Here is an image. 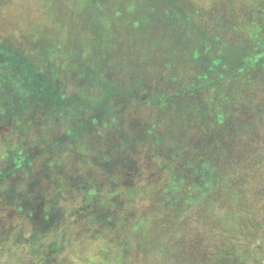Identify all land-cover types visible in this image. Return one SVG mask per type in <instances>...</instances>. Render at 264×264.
Listing matches in <instances>:
<instances>
[{
  "label": "rangeland",
  "instance_id": "374dc122",
  "mask_svg": "<svg viewBox=\"0 0 264 264\" xmlns=\"http://www.w3.org/2000/svg\"><path fill=\"white\" fill-rule=\"evenodd\" d=\"M92 1L0 0V264H157L159 245L152 243L161 235L159 231H163L167 243L173 236L170 230L184 232L186 228L197 232L193 235L212 257L218 250H226L217 240V235L224 234L229 240L222 244L242 241L247 246L252 253L246 258L248 264H264V88L258 86V82L264 83L263 77L257 74L253 86L258 92L254 95L258 104L245 108L249 113H239L233 120L226 117L232 141L227 147L218 146L219 154L210 149L213 155L208 160L209 148L196 140L199 151L193 158L188 156L201 164L194 165L197 169H188L187 165L194 162L176 146L185 144V140L174 137L172 121H167L173 111L157 104L144 107L145 111L132 109L138 98L145 103L155 94L130 93L126 101L113 94L116 88L119 96L137 91L134 79L141 77L148 89L156 88L157 83V90L169 89V94L178 88L188 90L190 79L188 84L185 75L178 82L168 77L167 85L162 86L154 70L151 76L144 72L136 77L133 71L125 72L123 64L111 62L100 71L102 83L90 87L99 78V68L85 70L95 49L87 41L88 31L100 36L91 25ZM122 1L126 5L125 17L113 16V11H121L117 0L112 1L108 16L111 26L123 22L122 37L128 40L131 13H140L145 0L136 4L134 0ZM236 1L242 0H175L178 6L187 7L183 17L193 33L196 35L194 30L201 27L207 40L209 32L216 29L227 30L225 35L231 40L238 37L230 32L243 33L247 38L245 29L241 31L246 25L237 22L244 21L240 12L243 6ZM262 3L257 0L253 10ZM133 4L135 10L131 9ZM225 6L234 14L228 13L230 20L226 24L231 29H222L214 15ZM17 20L22 21L21 25ZM128 44L123 45L127 54ZM238 45L247 55L252 48L250 43L243 47L240 40L235 47ZM213 59L200 56L197 73ZM130 60V69H135L134 63L149 62L150 67L157 63L142 61L135 53ZM222 72V68L209 72L205 82ZM109 74L112 79L106 78ZM196 81L202 87L203 81ZM114 82L116 85H111ZM251 97L244 101L249 102ZM180 98L173 95L172 100L178 102ZM159 99L160 96L150 102ZM96 101H100L102 109H97ZM257 110L262 113L257 129L246 128L235 134L240 127L234 121L250 120L254 125ZM118 112L121 115L115 124L94 128L95 132L102 131L98 135L84 130L98 125L92 118H102L101 122L106 123ZM224 116L226 112L221 113ZM144 125L153 130L148 132ZM72 127L74 131L84 128L79 138ZM234 144L243 146L238 150L240 155L243 153L241 159L232 152ZM224 149L228 156L225 164L220 157ZM215 163L217 170H213ZM217 177L222 181L215 190H225L224 196L217 198L215 190L210 189L217 202L207 200L191 206L189 201L185 203L186 194L199 196L201 190L209 189L212 178L217 183ZM239 195L246 197L242 203L235 202ZM239 206L242 212L252 213L253 219H239L234 212L228 221L220 222ZM211 222L214 233L208 236ZM251 229L254 232L248 233ZM179 247L184 251L183 242ZM164 258L183 262L184 256L180 250L166 246Z\"/></svg>",
  "mask_w": 264,
  "mask_h": 264
},
{
  "label": "trees",
  "instance_id": "16d2710c",
  "mask_svg": "<svg viewBox=\"0 0 264 264\" xmlns=\"http://www.w3.org/2000/svg\"><path fill=\"white\" fill-rule=\"evenodd\" d=\"M112 1L113 0H94L91 4H89V9L92 11L91 25L94 27L96 33H100V36H98L100 38H98L96 34L93 35L92 31H88L90 32V35L87 36V41L90 43L92 42V45L95 47V49L94 52H92L93 58L91 59V64H85V70L92 72L93 70L97 71L99 68L97 71L99 78L91 75L94 77V79L97 78V81L93 85L90 83V87H94V85L102 83V80L100 79V71L102 68H107L111 62L123 64L125 66L124 71L127 73L133 71L134 74L137 75L136 77H138V74L143 76L144 72H148L149 76H151V72L154 70L153 73L156 72V75H160L158 81L162 83V86L167 85L168 77L171 81L177 80L178 82L180 79H183V76L185 75V77L188 79V84L190 79V88L188 87V90L178 88V90H175L176 92L169 94V89L167 91L164 89L162 91L157 90L159 89L157 83L156 88L148 89L144 86L145 80H142L143 77H141V80L135 77L136 79H134V81L137 82H134L133 84L135 85L134 88H136L137 91L133 89L130 92H123V96H119L117 90L118 88H116L113 96L120 97L123 101H126L130 93H134L133 95H137L139 93L140 96L146 94H155L156 97L154 95L148 98L145 103L141 102L138 98L132 109L136 111H145V108H148L153 104L155 106L156 104L164 105L162 107L165 109H171L173 111V115L168 118L167 121H172L171 126L174 128V137L177 140H185V144H182L183 146L179 144L176 146L187 155L188 160H191L195 155V152L199 151V145L196 140H200L202 147L206 148L207 150L209 148V153L210 149L214 148L219 154L218 146L224 144V146L226 145L225 147H227L228 143L232 141L231 136L228 134V127L226 126L228 121V118H226L227 115L231 119L234 116L237 118L240 116L239 113H249V111H247L245 108H251L252 106L254 107L256 104H258V101H256L254 96L258 95V92L253 86L256 81V76H258L257 74L262 76L264 79V0L258 10H253V4L257 3V0H250L248 3H246L244 0L240 2L236 1L240 7L243 6V10H240V12L243 15L244 21L243 23H240V20L237 18V22L239 24H243V26L246 25V28H242L241 31L243 32L245 29L247 38L245 35H243V33L235 34L230 32L232 33L231 36L238 37L232 40L227 35H225L227 30H211L207 35L209 37V40H207V33L201 27H198V30H194L196 33L195 35L190 24H188L187 20H184L183 17L184 13L188 12L187 7L185 5L178 6L175 0H145L140 13L137 11L131 13V29L128 27V30L130 31V37L128 40H125V38L122 37L125 35L123 22L120 23L119 21L117 26H111L109 21L110 18L108 14H110L109 11L111 9ZM132 1L133 0H131V2ZM137 1L138 0H134V4H136ZM117 3L120 6L121 11H113L116 14L113 16H122L123 18L127 14L125 10L126 5L122 0H117ZM134 4L131 8L132 10H135ZM52 5L54 6V10L56 8V3L54 2ZM226 7L227 6H225L224 10H216V13L214 14L217 16L218 21L222 24V29H227L228 27L226 24L228 20H230L228 13L234 15L232 12L226 11ZM21 22L22 21H16V23L19 25H21ZM202 25L205 24L202 23ZM170 28L172 32L170 31ZM228 28L231 29L232 27ZM233 31L239 32V29L233 28ZM239 40L242 45H244L243 47H245V44L246 46L249 45V43L251 44L252 48L248 49V55L245 50L240 48L239 45L237 46L238 48L235 47L236 42ZM125 42H129L128 45L130 51L128 54L124 50L123 45ZM146 43H149L150 46L145 45ZM145 47H148L149 49H145ZM139 48L142 50L141 53H139ZM106 49L108 50L107 52ZM133 53H135V55L142 61H156L157 63L153 65V67H150L149 62L142 65L134 63L132 66L135 67V69H130V59L132 58ZM200 56H206L207 58L213 56L215 59H213L212 64L206 66L208 68L202 66L200 73H197L196 70ZM186 59H188V61H186ZM73 65L74 63H72L71 66ZM138 68H141V70ZM220 68L223 69V72L218 74L217 78H214L213 80L207 79L208 81L205 82L206 78H209V72L217 71ZM109 76L110 74L107 75L106 78L108 79ZM198 78L199 80L203 81H201L202 87H199V82L196 81ZM181 82H183V80ZM111 85L116 84L114 82ZM258 86L264 88V83L262 84L261 82H258ZM173 95L181 97L178 102L172 100ZM158 96H160L159 100L150 102V99H156ZM249 96H252L253 98L251 97L249 102H245L244 100ZM206 98H208V100ZM96 102H99L97 109H102L100 101ZM126 103L127 104L125 105L128 107L129 103ZM215 104H217L220 109H217ZM223 112H226V116L221 117V113ZM257 113L258 114H256V122H254V125H250V120L248 118H244L249 120L248 122L241 119L234 121L240 127L239 130L236 129L235 134H241L246 128L255 127L253 129L256 130L257 124L261 122L262 115V113H259L258 110ZM119 115H121V112H118L114 117H112V115L110 119L105 121L106 123L101 122L102 118H97L98 120H94V118H92L93 124L98 125H91L89 129L80 128L76 131H74L73 127L71 129L74 131L73 133L78 134L76 136L78 138L83 129L88 130L91 134L98 135L102 131L95 132L94 128H99L100 126L107 127L110 124H115L119 118ZM222 127H225V129ZM144 128L148 132H150L149 129H152L146 125H144ZM106 133L104 135H106ZM152 134H154L156 138L159 137L155 133ZM236 145L234 144L232 146V152L241 159L243 153L240 155L238 150L241 151L243 146L241 144L240 147ZM188 155L192 156V158H189ZM212 155L213 154L210 153L208 160L211 159ZM220 157L223 158V163L225 164V159L228 158L225 149L224 153L221 154ZM194 159L195 160H191L194 162L193 165H187L188 169H197L194 165L201 164L196 163V158ZM108 161H110L111 164V162H113V158L110 156ZM214 165L215 166L213 167V170H217L218 165L216 166V163ZM213 179L214 178L211 180L209 189L205 191L201 190L202 194L199 196L186 194L187 198L184 200L185 203L189 201L188 206L199 202L202 204L204 201L206 203L207 200H210L214 203L217 202V198L223 197L225 194L223 187L215 190V188H217L219 185L218 181L221 180V177L216 178L217 183H214ZM97 189L101 190V188ZM210 189L215 190L217 198L214 196V193L209 192L211 191ZM92 190H94V188ZM168 193L170 197L173 196L169 190ZM245 199V196L239 195L238 200H235V202L242 203V201ZM171 201H174V199L172 198ZM240 207L241 206L233 208V212L227 216H224L222 218L223 220L221 218L217 220L221 219L220 222L224 223L228 221L227 218L233 215L234 212L238 213L237 218L239 219H253L252 213L250 214L248 210L242 212ZM207 209H210V207ZM182 221H184L183 217L181 218V222ZM178 225L176 223L175 226ZM173 226L174 225L171 226L172 229ZM246 227L249 229L250 226L248 223ZM207 229L209 230L206 231L208 236L214 233L212 222L207 226ZM253 232V229H251V232L248 233ZM159 233L161 234L159 238L154 243H152L153 246L159 245L157 247L159 248L157 252L159 256V258H157V264H168V261H171L174 264H248V260L246 259L248 258V253L250 256H252V253L247 250V246L242 245V241L238 242V244H236V242L231 243V241L227 244H222L225 242L223 240H229L224 234L217 235V240H219V243L223 245V249L225 248L226 250H218L217 256L214 255V257H212L211 254L208 253L207 249L203 246L202 241L195 238L193 233L197 235V232H195L193 229L191 231V229L189 230L186 228L184 232H174L173 230L171 232L170 230L169 234L173 235V239L171 238V241H168L167 243H164L165 241L163 240V231H159ZM199 237L202 239L200 235ZM248 238L249 237H247V239ZM31 242L36 244L33 241ZM182 242L184 244V251H182L180 247L178 248V245ZM262 242L264 245V238H262ZM166 246L167 249L170 250L173 248L180 250L184 256L183 262L180 261V259H175L176 261H174L173 259L164 258V250Z\"/></svg>",
  "mask_w": 264,
  "mask_h": 264
}]
</instances>
